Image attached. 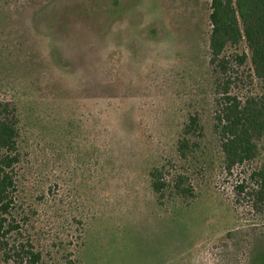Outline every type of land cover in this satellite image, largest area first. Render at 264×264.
<instances>
[{"label":"rangeland","instance_id":"374dc122","mask_svg":"<svg viewBox=\"0 0 264 264\" xmlns=\"http://www.w3.org/2000/svg\"><path fill=\"white\" fill-rule=\"evenodd\" d=\"M207 2L0 0V98L68 221L95 217L83 264H264V227L235 218L214 172L188 206H156L146 182L149 157L207 100Z\"/></svg>","mask_w":264,"mask_h":264},{"label":"trees","instance_id":"16d2710c","mask_svg":"<svg viewBox=\"0 0 264 264\" xmlns=\"http://www.w3.org/2000/svg\"><path fill=\"white\" fill-rule=\"evenodd\" d=\"M207 4V100L177 122L165 149L149 157L148 190L158 207L188 206L198 195L195 179L204 180L210 170L229 185L235 218L264 227V0ZM9 6L0 4V14L8 15ZM25 126L18 105L0 98V264H83L80 253L95 217L89 214L86 229L76 216L68 221V209L53 192L57 177L30 172L35 160L25 148ZM71 149L65 147L68 154ZM81 178L78 184L86 175Z\"/></svg>","mask_w":264,"mask_h":264}]
</instances>
